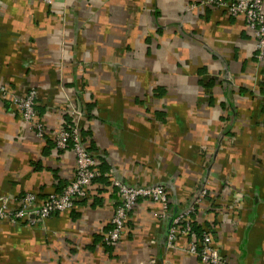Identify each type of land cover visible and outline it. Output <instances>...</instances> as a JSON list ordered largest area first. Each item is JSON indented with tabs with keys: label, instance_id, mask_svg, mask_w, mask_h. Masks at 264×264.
<instances>
[{
	"label": "crops",
	"instance_id": "obj_1",
	"mask_svg": "<svg viewBox=\"0 0 264 264\" xmlns=\"http://www.w3.org/2000/svg\"><path fill=\"white\" fill-rule=\"evenodd\" d=\"M264 10V5H263ZM243 16L204 0H0V200L41 202L74 174L54 144L74 104L89 151L108 167L72 208L35 224L0 218V264H206L170 218L193 220L229 264H264V62ZM36 91L39 136L13 97ZM86 104H90L87 112ZM86 145V147H87ZM112 178L162 185L104 244Z\"/></svg>",
	"mask_w": 264,
	"mask_h": 264
},
{
	"label": "built area",
	"instance_id": "obj_2",
	"mask_svg": "<svg viewBox=\"0 0 264 264\" xmlns=\"http://www.w3.org/2000/svg\"><path fill=\"white\" fill-rule=\"evenodd\" d=\"M204 2L225 8L231 16H243L248 30L255 38V56L257 60L264 62V0H204ZM0 90L5 92L3 86H0ZM36 97V91L31 88L24 95L13 97V101L18 107L21 117L31 123L39 136H44L47 133L45 125L36 119ZM66 110L73 118L75 125L71 130H67L61 125L54 132V140L58 148H65L69 139L72 141L76 158L73 178L61 192H52L41 202L36 200L34 193L27 192L23 194L19 198L18 208H8V197L3 196L0 200V218H10L13 221L24 219L28 224H35L55 212L68 210L73 207L74 200L86 196L88 186L95 177L100 175L99 169L96 168L97 161L95 157L86 150L85 143L79 134V120L83 115V111L72 103L68 105ZM111 184L117 189L118 204L111 215L110 228L104 236V244L108 246L115 245L120 240L127 217L139 199H151L159 202L162 206L161 216H169V200L162 185H133L117 178H112ZM197 200L200 201L201 198H197ZM194 211L195 205H191L183 212L171 217L167 233L169 246L173 244L179 231L189 234V218ZM183 220L184 225L181 224ZM187 250L196 255L203 263L229 264L227 258L214 246L209 234L206 232L202 234L200 241L191 235Z\"/></svg>",
	"mask_w": 264,
	"mask_h": 264
},
{
	"label": "trees",
	"instance_id": "obj_3",
	"mask_svg": "<svg viewBox=\"0 0 264 264\" xmlns=\"http://www.w3.org/2000/svg\"><path fill=\"white\" fill-rule=\"evenodd\" d=\"M90 104H86V110H87V112L90 110ZM67 109V108H66ZM65 109V117H64V122H63V124H62V126H63V128H65V129H67V130H71V128L75 125V123H74V121H73V118L67 113V110ZM79 134H80V137H81V139H82V141L85 143L84 144V146H85V148H86V150L87 151H91V149L93 148V145L92 144H90V146L89 145H87V140H86V137H85V135H86V132H83V131H79ZM54 140V139H53ZM54 144H55V140H54ZM86 145H87V147H86ZM71 149V150H73V143H72V141L69 139L68 141H67V144H66V146H65V149ZM96 168H98L99 169V171H100V175L99 176H97V177H95V179L93 180V182L92 183H94V181H97V180H103V181H106V183H109V179H108V177H106L105 176V172L106 171H108V167H104V166H101L100 164H98V162L96 163ZM91 183V184H92ZM67 185V183L65 184V186ZM64 186V187H65ZM63 187V188H64ZM63 188L61 189V190H59V191H57V192H61L62 190H63ZM75 201L76 200H74V203H75ZM196 210V209H195ZM194 213H195V211L194 212H192L191 214H190V232H189V234H186V235H188L189 236V238H191V235H193V237L196 239V240H201L202 239V234L204 233V232H206V233H208L209 234V232H208V230H206V229H203L200 225H198V224H196V222H194V220H193V215H194ZM184 220L181 222V224L182 225H184ZM110 228V224H109V227H108V229ZM210 236V235H209ZM110 246H113V245H110Z\"/></svg>",
	"mask_w": 264,
	"mask_h": 264
},
{
	"label": "rangeland",
	"instance_id": "obj_4",
	"mask_svg": "<svg viewBox=\"0 0 264 264\" xmlns=\"http://www.w3.org/2000/svg\"><path fill=\"white\" fill-rule=\"evenodd\" d=\"M206 189L205 188H203L202 189V191H201V193H200V195L197 197V198H203L204 196H205V194H206ZM204 194V195H203ZM201 201V200H200ZM199 203V201L196 199L195 200V204H193V205H195V209H196V206H197V204ZM191 206V205H190ZM160 216H161V214H160Z\"/></svg>",
	"mask_w": 264,
	"mask_h": 264
},
{
	"label": "water",
	"instance_id": "obj_5",
	"mask_svg": "<svg viewBox=\"0 0 264 264\" xmlns=\"http://www.w3.org/2000/svg\"><path fill=\"white\" fill-rule=\"evenodd\" d=\"M171 219H172V218H170V222H171Z\"/></svg>",
	"mask_w": 264,
	"mask_h": 264
}]
</instances>
